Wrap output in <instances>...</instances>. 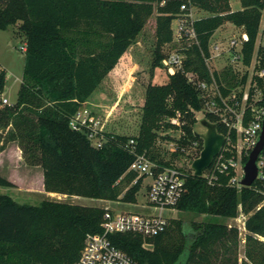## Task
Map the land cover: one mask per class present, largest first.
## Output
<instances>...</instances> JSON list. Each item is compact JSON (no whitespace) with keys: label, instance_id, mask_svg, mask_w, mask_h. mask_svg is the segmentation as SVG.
Instances as JSON below:
<instances>
[{"label":"trees","instance_id":"obj_1","mask_svg":"<svg viewBox=\"0 0 264 264\" xmlns=\"http://www.w3.org/2000/svg\"><path fill=\"white\" fill-rule=\"evenodd\" d=\"M182 2L0 0V29L18 25L16 36L26 44L23 79L12 104H1L7 70L0 64V149L16 141L28 162L44 167L48 191L101 199H117L118 183L137 176L136 171L129 170L136 152L146 151L153 159L169 164L152 153L162 126L179 128L166 117L181 111L191 121L183 125L186 135L178 139L181 143L201 138L192 124L195 110L202 109L204 103L186 72L194 71L201 79L212 81L205 56L210 54L212 35L228 21L247 32L243 62L250 65L264 9V0H241L242 7L237 10L231 8L230 0H192L209 12L194 20L198 42L180 47L185 53L183 70L170 74L164 83H156L154 72L157 66H164L163 47L173 40V22ZM155 12V46L150 80L143 86L145 99L138 130L133 134L104 130L107 141L97 148L84 132L70 126V118L91 103L90 98L108 78L114 81L115 89H121L124 76L116 80L109 73L123 56L134 61L130 49L135 43L142 44L139 36ZM214 76L221 83L225 80L228 87L235 79L231 69L214 71ZM246 78L247 74L242 82ZM228 87L222 85L224 94ZM249 112L247 109L245 123ZM206 116L229 137L228 141L236 142L235 128L230 131L213 112L207 111ZM130 138L137 140L136 152L127 145ZM234 152L228 150L226 156ZM234 175L232 167L217 171V178L210 183L204 174L189 173L177 207L220 217L237 216L240 205L250 212L245 219V255L241 261L238 227L219 220H192L187 225L181 219H170L162 233L147 239L150 246L144 245L141 235L128 232L111 234L112 241L139 264H264V178L246 186L232 184ZM143 178L129 188L124 200L136 201ZM13 184L0 174V185ZM104 211L102 206L53 199L22 203L0 193V264H73L87 234L102 230Z\"/></svg>","mask_w":264,"mask_h":264},{"label":"rangeland","instance_id":"obj_2","mask_svg":"<svg viewBox=\"0 0 264 264\" xmlns=\"http://www.w3.org/2000/svg\"><path fill=\"white\" fill-rule=\"evenodd\" d=\"M230 2L233 10L242 7L241 0H230ZM157 3V1L154 2L155 6H157ZM178 13L179 12H177V14ZM208 13V11L199 6H195L193 9L194 18L196 19ZM155 15L156 12L146 26L144 32L139 36V39L143 41L142 44L135 43L130 49L133 59L137 64L127 66L126 64H128V62L126 59H122L120 62V71L122 69H126V71L129 69L128 76H124L125 84L134 82L133 85L135 86L132 87V89H115L114 81L108 78L102 88L97 89L90 98L92 104H87V106L100 117L105 131L133 134L138 130L142 105L145 99V89L143 86L147 84L148 78L150 80L151 60L153 58V49L155 46ZM17 27L18 25H13L8 29H0V60H2L7 68V82L1 97V104H4V97H6L10 103H14L17 100L18 90L23 79L25 64V49L23 46H25V43L16 36ZM243 31L244 28L238 27L230 21L225 22L212 35L210 49L212 50L213 45L217 42L223 47L227 46L232 37H240ZM258 40L264 42V9ZM190 42L191 40L189 39H174L163 47V52L165 56H168L173 51L180 50L183 44ZM237 50H241L240 45L237 46ZM225 54L226 56L224 55L219 59L217 58L216 60L210 61V64L213 71L220 73L224 69H231V72L235 74V79L232 80L229 87L225 80L222 81L223 83L218 81L221 91L222 85L230 89L227 94H224L222 91L225 97L229 99L235 92L240 95L242 89H248L254 62L251 65H246L242 60L233 63L227 56L229 54ZM170 74L171 73L167 72L163 66H157L153 81L156 83H164L170 79ZM245 74H247V78L242 82V77ZM260 84L261 87H264V81H260ZM169 101H172V97L169 98ZM206 112L207 110L204 106L200 110H195L196 121L192 125L193 130L197 133H204L207 131V127L201 123L203 118H207ZM166 119L168 120L169 117H166ZM182 121H184L183 123L191 122L185 113H183ZM183 123L181 122L180 125H184ZM158 132L160 133L159 137L152 147V153L157 155L156 158L181 166L189 173H195L192 163L194 159L200 156L204 148V138L201 136V138L181 143L178 139L186 135L183 126L179 128H166L162 126ZM228 147L231 149L230 151H236L232 155L236 156V176L238 180H240L244 173V156L247 155V151H249V155L252 149L249 150L245 139L238 132L236 142L230 139L228 141ZM239 149H242V153H239ZM0 174L6 176L14 183L12 186L0 185V193L9 194L22 203L39 204L43 199H53L102 207L107 205L119 206L121 209L135 211L142 210L141 204L145 202L147 185L151 181L150 176H144L141 189L136 194V201L124 200L123 196L134 184V179L137 176L131 181L127 178H123L118 183L119 197L117 199L92 198L82 195L48 191L45 188L44 167L41 164L28 162L23 155L21 147L16 141H10L0 149ZM118 200L121 201V204H117ZM166 214L170 216V219H181L187 225H189L192 220H219L229 226H237L241 237L239 245L240 261L244 257V237L247 232L245 229V217L249 215L250 212L246 211L242 206H239L238 215L234 217L212 216L205 213L193 214L179 208L172 212L167 211Z\"/></svg>","mask_w":264,"mask_h":264},{"label":"built area","instance_id":"obj_3","mask_svg":"<svg viewBox=\"0 0 264 264\" xmlns=\"http://www.w3.org/2000/svg\"><path fill=\"white\" fill-rule=\"evenodd\" d=\"M195 6L192 0H183L180 12L173 22V38L175 40L189 39L191 42H198L194 27L196 18H194L193 9ZM247 39L248 34L243 31L240 37H232L225 47L218 42L213 45L210 54L205 56V60L213 73L212 81L201 79L194 71H187L186 74L199 89L206 110L217 114L230 131L235 128L243 136L250 150L257 143L264 119V103H262L264 101V87L260 86V80L264 81V42L257 38L251 62V64L254 62V67L249 86L246 90L242 89L240 95L235 92L229 99L225 97L210 64V61L226 56L225 53L229 54L227 56L233 63L239 60L243 61V44ZM238 45L241 46L240 51L237 50ZM23 47L26 50V44ZM184 59L185 53L182 50L173 51L164 57L163 67L167 72L173 74L177 70H183ZM3 102L12 104L6 97L3 98ZM247 109L250 112L249 119L245 123L244 119L248 114ZM182 118L183 113L177 111L175 115L169 117L168 121L182 127L183 125H180L181 122H184ZM70 126L84 132L91 144L97 148L102 147L107 141L102 120L87 105L80 107L71 116ZM228 138L226 136V139ZM127 145L131 151L136 152L137 140L135 138H130ZM228 150L231 149L228 146H223L210 165H213L212 168L203 174L207 176L210 183H213L214 179L217 178V171H228L232 167L235 175L230 179V182L242 185L240 180L243 175L240 180L236 176V156L227 157L226 152ZM239 153H242V149H239ZM263 153L258 160L257 178H264ZM129 170L138 173L134 183L141 176L151 177V181L147 185L145 202L141 204L142 210H125L112 205L104 206L102 230L87 234L80 256L73 264H139L127 251L114 244L111 234L119 232L139 234L145 239L144 245L150 246L151 243L147 239L155 237L167 228L170 216L166 212H172L178 208L177 205L186 190V179L189 172L173 163H161L153 159L146 151L136 152V158ZM117 204H121V201L118 200Z\"/></svg>","mask_w":264,"mask_h":264},{"label":"water","instance_id":"obj_4","mask_svg":"<svg viewBox=\"0 0 264 264\" xmlns=\"http://www.w3.org/2000/svg\"><path fill=\"white\" fill-rule=\"evenodd\" d=\"M201 123L207 127L204 133H198L204 138V148L200 156L194 159L192 167L196 175H203L204 170L210 167L214 158L220 153L226 142V135L217 129V124L208 118H203ZM264 152V119L262 130L257 143L251 150L248 160L244 163V174L240 180L242 185H252L258 177L259 167L258 160Z\"/></svg>","mask_w":264,"mask_h":264},{"label":"crops","instance_id":"obj_5","mask_svg":"<svg viewBox=\"0 0 264 264\" xmlns=\"http://www.w3.org/2000/svg\"><path fill=\"white\" fill-rule=\"evenodd\" d=\"M122 59H124V56L120 59V62H121V60ZM126 61L128 62V64H126L127 66H129V65H135V62L133 61V60H131V61H129V60H127L126 59ZM118 63L117 64V66L109 73V76H110V78H112V79H114V78H116V80L117 79H119V78H121L122 76H128V70L126 71V69H122L121 71H120V66H121V63ZM0 64H1V66L3 67V68H5L6 70H7V68H6V65L2 62V60H0ZM119 81V80H118ZM134 84V82H132L131 84H124L123 86H121V89H132V87H134L135 85H133Z\"/></svg>","mask_w":264,"mask_h":264}]
</instances>
